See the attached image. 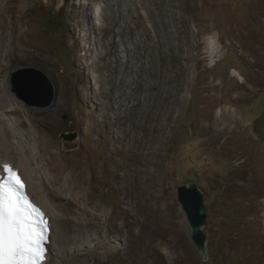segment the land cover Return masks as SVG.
<instances>
[{"label": "rangeland", "instance_id": "374dc122", "mask_svg": "<svg viewBox=\"0 0 264 264\" xmlns=\"http://www.w3.org/2000/svg\"><path fill=\"white\" fill-rule=\"evenodd\" d=\"M20 2L0 0L6 20L13 15L19 26L15 47L42 56L50 67L32 55L12 61L4 54L2 89L25 111L52 108L61 96L58 146L50 149L63 148L65 156L51 160L73 168L76 193H89L86 199L109 210L128 190L134 210L149 221L140 236L139 226L125 231L119 253L107 264H126L141 250L148 255L142 264H264V0H167L176 18H162L155 6L151 17L142 5L117 0H32L21 18ZM212 40L222 48L215 64ZM25 68L50 78L51 105L43 106L49 90L34 79L26 90L36 105L12 90L13 75ZM113 76L125 81L124 91L113 89ZM19 77L25 81L27 73ZM13 160L25 177L31 174L17 156ZM190 181L206 194L207 261L192 242L179 201V187ZM29 191L56 219L55 264L61 261L57 238L65 218L31 183ZM152 227L156 239L164 233L156 241L164 242L160 257L154 244H145ZM100 234L93 235L87 253L104 240L105 231Z\"/></svg>", "mask_w": 264, "mask_h": 264}, {"label": "bare ground", "instance_id": "6f19581e", "mask_svg": "<svg viewBox=\"0 0 264 264\" xmlns=\"http://www.w3.org/2000/svg\"><path fill=\"white\" fill-rule=\"evenodd\" d=\"M31 1L32 0H21L19 4V16L21 18H23L28 11ZM108 1L109 4L112 2V0ZM117 2L119 4L123 2H130L131 4L142 5L143 7H145L147 13L151 17L154 13L153 6L160 8L162 12V18H165V16H167L168 14H170L173 18L177 17V14L172 9V3L167 2V0H117ZM160 3H167L171 7L169 10H166V8H162ZM137 7L139 8L140 6ZM2 8L3 7H0V78L7 69H5V67L3 66V62L6 59L4 54L8 55L12 59V61H16L18 59V56L29 57L32 55L42 65L50 67V63L42 56L30 54L25 51L18 50L17 47H15L14 33L17 32L19 26H17L15 17L13 15L11 20H6ZM135 10L136 9H133V12ZM89 14L90 13H88V15ZM138 16V20L144 19L140 14ZM181 20H185L183 16ZM112 21L113 23L117 21V13L114 11L112 15ZM168 25L169 24L165 19L164 26L167 27ZM217 43H219V41L212 40L209 45L210 57L213 64H215V61H217L216 56H220L219 52L222 49L220 47L221 44L219 45ZM10 45L12 48H14V50H12L10 54H8L5 49ZM232 74L233 76L239 77V81L244 82L245 79L243 75H241L237 71H235V74L232 72ZM114 78H116V80L113 79V89L119 92L124 91L125 81L119 79L117 76H115ZM0 93H2L0 96V168L2 167L3 162H10L13 164V158L14 156H17L19 158V163L23 166L25 165L26 169L31 171V174H29V176L25 173V177L20 170L24 179L27 181L28 186L29 183H31V188L34 191L37 190V192H43L53 202V204L59 208V210L63 214V217L65 218L63 225H61L60 227L61 230H59L58 233V236L60 234L62 235L57 238V243L60 247V254H57V257L61 261H57L55 264H107L108 258L113 257L119 253V249L121 248L119 247V245L123 244L121 240L125 239L122 238V236L126 233L125 231L128 229L132 231L135 227L139 226L140 231L137 235H142L143 231L149 227L148 219L146 220V218L142 217L140 211L136 212L134 210L132 199L130 198V192L128 190L124 191L126 196L119 200V202L112 210L108 209L106 203H101L102 201L99 203L86 199L89 193H86L85 191H83L82 193H76L75 188L71 185V178L74 174L73 168H69L67 166L68 164L60 167L58 166V164L54 163L51 160V157L53 158V156L55 155L61 158L65 156L63 153V148L55 151L50 149V147L54 148L58 146V143L55 140L54 136L55 132L58 130L61 124V122L56 119L58 113L62 111L61 96L56 102V105L52 108L42 110L30 109L25 111L22 108L23 105L21 104V102L17 101L10 93L5 92L2 89L1 85ZM32 124L43 125L44 128L37 129L35 130V132H33V129L31 127ZM64 169H67V172L62 175L61 173L64 171ZM136 179H139L138 174L136 175ZM163 193L166 195L165 188H163ZM29 194L32 196L30 191ZM154 194L157 195L156 189ZM55 220L54 218L52 219L53 225L56 222ZM57 222H61V219H57ZM153 230L155 229L152 227L150 229V233L152 236L147 238L151 242H145V244H154L155 246L153 247V253L156 252V254L160 257V254L162 252L160 253L159 247H162L164 242L156 241L158 238L160 239V237H163L164 233L162 232V236L156 239V235H153ZM165 230L166 229H164V231ZM61 231L63 233H61ZM100 231H105L103 238L104 240L96 242L95 250L93 252L87 253V249L90 246V241H92L93 235L95 233H98L99 237L102 236V234H100ZM77 238L82 239L79 244H77ZM167 239L170 241L169 238ZM74 243H76V245ZM166 243L171 244L173 242ZM53 245L54 242L51 246ZM78 250L82 251L79 252ZM68 254H74L71 260L70 258H68V256H66ZM89 254L90 257H92L90 258V260ZM49 257V264H52V261H54L52 259V252L50 253ZM144 262L148 263V255H146V252L144 250H141V252L138 253L136 257H132L126 264H142Z\"/></svg>", "mask_w": 264, "mask_h": 264}, {"label": "snow or ice", "instance_id": "6c2138e0", "mask_svg": "<svg viewBox=\"0 0 264 264\" xmlns=\"http://www.w3.org/2000/svg\"><path fill=\"white\" fill-rule=\"evenodd\" d=\"M0 174V264H42L48 223L31 203L13 166Z\"/></svg>", "mask_w": 264, "mask_h": 264}, {"label": "water", "instance_id": "95a60500", "mask_svg": "<svg viewBox=\"0 0 264 264\" xmlns=\"http://www.w3.org/2000/svg\"><path fill=\"white\" fill-rule=\"evenodd\" d=\"M27 73L25 81L20 80V75ZM29 73V74H28ZM11 83L12 90L22 99L30 102V95L26 89H28L32 79L44 87L47 86L49 90L48 100L43 106H49L54 100L53 85L47 75L42 73L36 68H25L14 74ZM19 77V78H18ZM29 90V89H28ZM32 105L33 102H30ZM75 136H73L74 139ZM179 201L182 205L184 212L188 218L191 228V239L197 250L201 253L204 261L209 259L208 251V238L209 235L206 233V224L208 219V204L206 202V194L202 187L196 181H190L185 185H182L178 189Z\"/></svg>", "mask_w": 264, "mask_h": 264}, {"label": "clouds", "instance_id": "9594fccd", "mask_svg": "<svg viewBox=\"0 0 264 264\" xmlns=\"http://www.w3.org/2000/svg\"><path fill=\"white\" fill-rule=\"evenodd\" d=\"M53 228H54V226H53ZM52 241L54 242V233H53V235H52Z\"/></svg>", "mask_w": 264, "mask_h": 264}]
</instances>
